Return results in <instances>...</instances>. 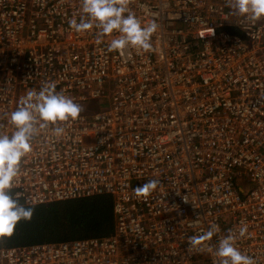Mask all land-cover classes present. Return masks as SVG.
Listing matches in <instances>:
<instances>
[{"label":"built area","instance_id":"1","mask_svg":"<svg viewBox=\"0 0 264 264\" xmlns=\"http://www.w3.org/2000/svg\"><path fill=\"white\" fill-rule=\"evenodd\" d=\"M128 7L158 24L152 51L110 50L116 31L76 32L81 0H0V135L46 82L83 107L33 136L10 195L28 207L106 195L114 217L108 236L0 247V264H214L208 246L230 232L264 264V17L227 0ZM152 179L157 189L137 197Z\"/></svg>","mask_w":264,"mask_h":264},{"label":"clouds","instance_id":"2","mask_svg":"<svg viewBox=\"0 0 264 264\" xmlns=\"http://www.w3.org/2000/svg\"><path fill=\"white\" fill-rule=\"evenodd\" d=\"M131 0H81L82 13L79 22L75 18L70 26L76 32L99 29L98 36L104 37L114 31L120 33L118 38L111 40L110 50L123 52L132 47L145 52L153 50L151 38L158 29L153 20L145 26L130 11ZM227 6L248 20H258L264 17V0H227ZM83 111V107L73 98L56 91L53 82H46L37 90H29L21 97L17 109L11 113V122L16 131L11 137L0 135V237H10L20 220H30L33 214L31 208H25L19 203L18 195H10L13 181L20 171V162L31 151L33 136L40 129L57 125L59 122L75 120ZM62 127H55L56 135L62 134ZM159 179H152L142 186L136 187L137 197L147 198L157 189ZM215 229L216 226L214 225ZM218 230V229H217ZM247 226H241L239 235L243 237ZM214 235L213 230L189 239L192 249H203L206 241ZM236 236L231 232L220 240L214 249L209 250L216 257L214 264H256L255 260L242 253L235 244Z\"/></svg>","mask_w":264,"mask_h":264},{"label":"trees","instance_id":"3","mask_svg":"<svg viewBox=\"0 0 264 264\" xmlns=\"http://www.w3.org/2000/svg\"><path fill=\"white\" fill-rule=\"evenodd\" d=\"M24 207L32 209L31 219L20 220L10 237H0V247L59 243L108 236L113 232L110 196L100 195Z\"/></svg>","mask_w":264,"mask_h":264},{"label":"rangeland","instance_id":"4","mask_svg":"<svg viewBox=\"0 0 264 264\" xmlns=\"http://www.w3.org/2000/svg\"><path fill=\"white\" fill-rule=\"evenodd\" d=\"M104 101L106 102L107 100L104 99ZM101 108H106V105L102 104V106H100Z\"/></svg>","mask_w":264,"mask_h":264}]
</instances>
